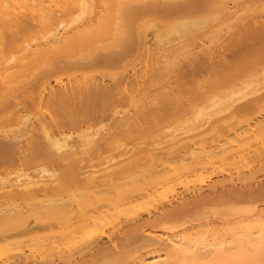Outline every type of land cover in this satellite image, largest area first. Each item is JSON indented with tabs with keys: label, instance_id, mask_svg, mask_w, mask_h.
Instances as JSON below:
<instances>
[{
	"label": "rangeland",
	"instance_id": "374dc122",
	"mask_svg": "<svg viewBox=\"0 0 264 264\" xmlns=\"http://www.w3.org/2000/svg\"><path fill=\"white\" fill-rule=\"evenodd\" d=\"M118 1L120 0H117L116 2ZM224 1L226 3H222ZM170 3L173 6V8L160 7L152 12L142 13V17H143L142 24L146 26L145 29H147V37L149 39L148 40L149 42L147 44H144V46L142 45H138L136 47L134 46L131 49L127 50V52H125V54L127 53L126 55L123 54L124 52H122V54H120L118 57L113 59L112 62L105 61L103 63L93 64L92 66L91 65L84 66L86 68H83V66L79 67L77 65H70L62 69H54L53 72H51L53 69L52 70L50 69L51 71L47 69L48 72L50 71L51 73L49 76L50 78L47 76L50 79L51 86L56 89L62 87L61 85H64L66 82H68L69 81L68 78L72 77L71 79L74 80L73 76H68L69 74L75 73L76 76H78L79 72H83V71H85L84 72L85 74L81 73L82 75H86V76L90 75V77L92 76L93 80H95L96 82L98 80L99 83L107 85L108 88L109 87L112 88L111 93L113 94L110 95V97L113 96L111 97L112 99H110L108 95L102 97V101H100L101 98L99 99L100 105L103 108H101L100 105L98 104L99 101L97 102L99 108L103 109L104 115L103 113L100 112L101 115L95 118L90 124H88V126H86V124L77 125L76 123L78 127L77 126L75 127V125L73 124V119L75 118L74 116H72V114H74V111H72V107H70V104H67L66 105L67 107L65 105H64L65 107L62 106L63 110L62 108H59L61 107V105L58 106L57 104V106L56 105L55 106L58 108V111L57 108L53 106L52 107L53 113H52L51 105H50L51 103L46 102L48 98V97L46 98L48 92L45 93L44 90L42 91L43 95L41 101L40 100L36 101L37 99L36 100L32 99L31 94L36 95L40 93L39 85L36 81L31 83L36 86L35 88L19 89V91L13 96L14 101L12 96H10L8 100L7 97H5V94H3V92L2 93L0 92V100H1L0 106H2L0 107V115H2L0 116V134H7V135L10 134L9 136H11L12 133H16L21 129L23 131L26 130V128H28V126L30 125L32 126V124H33L32 127L34 128V132L36 131L37 132L36 134H38L40 132V128L39 131H37L38 121L42 116H44V118L46 119L45 121V119L42 117L44 121L49 122V125L47 123V127L54 133L56 137H60L58 141L60 142V144L62 143L63 145L60 146L58 142L56 145L54 144L57 148L53 145V147L49 146L46 149L50 150L52 154L56 150H57L56 152L58 153L63 152L62 154H67V153L69 154V156L65 155L66 159L64 158L61 159L62 162L60 160H57L56 162V159H54L56 154L55 152L52 156H49V154L48 156H46V154L42 151L39 153V151L43 149H37L38 151L34 149L35 152L33 153V156L30 154L31 159L25 162L24 160H19L17 158L18 154H14L12 151L9 150H7L9 152L4 151L6 154H8L5 155L8 158H6L5 156L0 157V178L8 176L9 179H14L15 176L17 177V174L19 172L20 174H22L21 172L25 171L26 169L29 171L28 173L31 177L38 179L39 181H43V179L48 180L51 175L55 176L53 172L58 173L59 171L60 173L61 171L64 172L63 175H61V173L60 174L55 173L56 175H59V177L61 175L60 180L61 182L63 181L61 184L63 185L64 188L60 187L61 189L59 188L60 190H58V192L62 190L60 195H58L60 198L65 199L66 201L69 200L78 201L79 198L81 199L82 197H86L88 201L90 199V201L92 200V202L95 203L96 202L101 203L103 201L106 202L110 197L112 198L116 196V193L114 195V191H115L113 189L114 187H107L105 188L106 190L101 189L99 190V192L97 191L98 193H96L95 196H93L95 194L94 192H89L92 193V195L88 193V191L90 190L86 186L87 185L86 181L83 180L82 182L74 181L70 171H68L69 169H71L70 167H75L77 163L81 165V162L76 161L77 160L76 158L77 155L79 156L81 154V153L79 154L78 151L79 150L81 151L82 146H83L82 149L85 150L88 149L87 151L90 150L89 152L92 151V153H89V155L91 154H92L91 156L94 155L93 157H91V160L94 159L93 161L95 162L96 161L95 159H100L101 161L102 156H107V155H103L105 153L108 154L109 152H116V149L117 148L119 149V147L125 143L128 145H123L124 147L131 146L127 148L129 150L130 149L132 150V148L135 150V148L137 149L141 145L143 147V144L146 146L147 145L151 146L150 144L162 138L165 132L171 131L172 127L175 130L177 129L176 130L177 132H179L180 130H184L183 131L184 134L186 130L185 132L186 134H191L193 132L200 130L202 128V125L205 124L204 126H207L206 122L208 123L207 120L209 121L212 120L211 117L213 116L212 113L213 111L217 110L223 112L225 109L229 108L230 105L233 104L234 106V105H239L240 103L242 104L243 103L242 101L245 102L248 100V98L250 99L253 96L257 95L259 92L264 91V62L259 61L255 65H251V66H247V65L243 66L242 63H244V61H242L241 64L237 63L236 65H233L232 63L228 65L227 62H225L226 59L232 61L242 60V56L240 58L239 55L240 54L242 55V53L245 54L252 44V37L248 35L249 32L247 30V27L249 25L248 24L245 25V23H249L252 25H256V24L260 25L264 23V10L262 11L261 8L254 3L251 4L248 2H242L240 0L239 1L238 0H170ZM223 4L228 5L226 7V10L222 8ZM246 17L248 18V20L245 19ZM242 18L245 20L243 21ZM180 30L185 31V34H182V36L180 35L182 38H185V40L181 39V37L178 36L179 33H181ZM173 36L175 37L174 40L177 37H179L180 40H182V42L180 41L179 44L176 43L179 47L181 46L183 47V48L181 47V50L177 46L176 47L169 45L161 46V47L158 46L159 43L165 41L168 38L171 39ZM237 41H239L238 42L239 47L235 46L237 45ZM203 47L204 48L209 47L210 49L209 48L208 49L212 52L211 55L205 57L204 56L197 57L198 56L197 54L203 51L204 49ZM19 49L21 50V48ZM19 49L18 48L13 49L12 53L10 50L11 55L9 53H7V55L9 54L8 56L5 55L9 59V60L7 59V62L9 61L12 64L13 63L12 61L14 62L17 61L16 59H18V57L22 53V51H20ZM164 54L166 57L163 56ZM3 57H1V59L7 58V57L5 58ZM231 58H234L236 60H233ZM1 59L0 61H3ZM153 60H154L153 62L154 64L151 67L150 62ZM7 62L5 63L7 64ZM229 69L231 70V72H229ZM46 71L45 73L49 75V73ZM125 73L126 75H124ZM149 74H151V77L149 76ZM154 75H155V79H154ZM123 76H125V78ZM90 77L88 78L91 80L92 78ZM145 77L150 79L147 80V78ZM118 78H122V79H118ZM120 80L122 82H120ZM153 80H155L154 83H152ZM133 86H135V89ZM138 89L140 91H138ZM131 90H133V92ZM159 94H162L165 97L163 96L162 98H160L161 95ZM157 95L159 96V99H155L157 100L155 101L154 97L158 98ZM107 97L109 98V100ZM5 100L9 102L8 103L6 101L8 104L7 107L5 106L6 104L3 105ZM16 100L19 103H17ZM153 100L156 103L158 101H161L158 102V105L159 104L163 105L164 103L165 107L164 105L161 106L160 110H158L160 112H157L156 110L152 111L151 109L157 106L156 103H154L156 106L153 104ZM114 101L117 102L114 103ZM118 102L120 103L119 105ZM112 104L114 106L116 104V106L114 107L112 106ZM17 105L18 107H16ZM150 105H152V107H150ZM260 105L263 106L264 101L263 103L261 102ZM110 106L111 108H109ZM9 107H11V109ZM116 107L118 111L115 112ZM8 108L10 110H8ZM54 108L56 109L57 114H54L55 113ZM66 108L68 110H66ZM105 108H106L105 112L108 109L111 110L113 108L111 111L112 113L109 111L106 112L105 114L104 112ZM3 110H5V112ZM150 110H151V114L149 115ZM139 111H141L142 114ZM50 112L52 114H50ZM154 112H156L157 114ZM196 112H198L199 115L198 114L195 115ZM210 112L212 116H209ZM216 112H214L215 117L217 116ZM220 112H218V114ZM255 112L256 111L254 112L252 111L247 114L245 113V115L240 116L239 118H235L234 119L235 121L234 120L230 121L232 124L228 125V126L231 125L234 126L233 128L237 133V131H239L241 128L243 129L246 126L247 123L245 122L250 121V125L249 124L248 125L250 127H254L255 129L254 136L256 135V137L252 136L253 138L251 137L249 139L250 144L251 143L253 144L250 145L249 141L246 140H238L240 141V144H242L241 146L238 145L239 143L236 142L237 139H235L234 141L233 139H231L232 137L230 138L233 132L228 133L226 135L225 134L220 135L222 131L220 130L219 134L215 133V135H213L216 138L214 137L215 138L214 139L215 142L213 141L214 145H211L212 144L211 143L210 147L214 146V149L218 150L220 148L219 147L217 148L216 146H220L219 145L220 143L222 145V149L223 148L228 150L231 149V152H233L232 150L234 147V149H237L235 150L237 152V156L236 154H234L236 153L235 151L232 154L230 153L231 155L234 154L233 156L229 154L230 152L229 151L228 154L224 156L226 158H224L223 156H217V157L214 156L211 159L212 160L211 163L208 162L206 163L207 165L203 167H200L199 164L198 165L199 167L194 166L193 169L191 170H187L185 168L186 170L183 171L181 170L182 172H175L178 173L177 177L176 174L172 175L171 177L170 176L171 174L169 175L168 173L172 170H166L163 175L164 179H161L159 177V180L156 179L154 180V182L150 181L151 182L150 184L153 185V188L157 187L158 189L153 193L152 196L138 198L136 200H133L132 202H120L121 204L114 203V205L110 207L108 213L107 212L97 213L96 214L97 216L94 219V221L89 223V227L78 233L76 240L66 238V239L52 241V243H45V241L43 243H40L38 241L21 242L17 245L10 247V250H5L3 252L1 251L2 253L0 252V263L1 261L9 262L14 258L16 259L20 256V253H21L20 257H22L26 255L25 253H27V251H29V253H34V255L27 253L30 255V258L34 257V259L37 258L40 259V256L42 258H44L43 256L45 255H46L45 257H48L52 255L53 252L56 253V251L59 252L62 250L64 251L66 249V250H70L69 252L72 253L73 255H76L71 260L72 264H74L75 262L76 263L79 262L81 264L82 260H84L82 261V263L86 262L88 264H93V263L98 264L100 258L97 254H96L97 256L94 254V252L97 253L98 247H95L97 248L96 250L87 249L88 247L87 242L90 241L89 243H92L93 239H95L94 241L96 243L97 241L98 242L100 241L101 243H105L108 245L111 244L112 242H113L112 244L115 243V245L112 244L109 245L112 247L115 246V249L112 248V253H117L118 251H116V249L119 250L123 247L124 248L126 247V249L131 248L129 249L130 256L127 255L121 260L115 262L114 264H149L151 260L158 258V254L160 253L162 254L163 250L159 249L157 244L153 245V243L152 245L150 243H141L139 245V240L146 234L149 235L152 234L151 236L162 235L160 237H166L169 235H173L174 233L179 234L180 232H181L180 234H185L183 232L186 233L189 232L193 234L195 231H200L205 229L207 230L214 227H220V229L223 227H229L232 226L236 221L242 219L244 222L245 221L248 222L251 221L256 216H258V218H264V215H258L260 214V211L262 209H263L262 211H264V156H262L261 158L258 155H255L256 149L258 151L264 148V140H263L264 124L258 125L256 127L254 125L256 123L255 119L257 120L264 119V112L260 114H255ZM130 113H132V115L133 114L136 115L138 113L140 116H143V118L140 120L139 118L135 119V121L134 119H132L130 121L131 124L129 122L128 124L120 127L117 124L118 122L117 120L120 118V116L121 118H125V116L129 117ZM159 113L161 117L159 116V118H157ZM151 115L153 116V118L151 117ZM144 116H146V120ZM195 116H197V119L194 118ZM49 117L51 118L55 117V119H51ZM246 118H249V120ZM31 122L32 124L29 125V123ZM213 122L214 120H212V123ZM26 124H28L26 128H23ZM228 126L227 128L225 127V130L228 129ZM235 126L237 127L238 130L235 128ZM127 127L128 129H126ZM114 128H117L118 131L117 129ZM257 128L259 129L260 133L257 132L258 131ZM108 129L110 130V132H108L109 131ZM87 130L91 131V135L95 133V136L93 134L92 137H96L98 142H101V140L103 141V143L101 142L102 145L101 143L98 142L96 143V145H98L96 146L97 150H95V146H93L92 144L88 145L89 147L86 146V142H84V140L81 139L83 138L82 136L84 135L81 134L82 136L80 135L81 136L80 138L79 134L83 132H87ZM114 130H116L119 133L117 134V132L116 131L114 132ZM111 131L112 134L115 133L113 134L115 136L111 134ZM107 133H109L111 137L113 136L112 140L109 134H108L109 138L106 139ZM36 134L34 133V135ZM88 134L90 135V133ZM96 134L99 136L97 137ZM127 134L130 138L127 136ZM223 135H225L226 137ZM100 136L101 137L104 136L105 138L102 139ZM66 137H67L66 143L68 142L67 144L64 143ZM63 138L65 139L63 140ZM98 138L101 140H99ZM38 139L42 141L41 144H44L43 141L45 139L44 137H43L44 140L42 139L41 133H39ZM75 139H78L77 141L79 143L81 141H83L84 143L82 142L80 144H77L78 142ZM104 139L106 142L104 141ZM109 139L110 141H108ZM254 139L259 141H255ZM231 140H233L234 143ZM73 142L75 145L74 147L72 144ZM257 142L258 144L259 142L261 144L258 145ZM76 146L78 147V149ZM101 146L106 147V149L105 148L103 149V147ZM242 146H246V147H242ZM206 147L209 148L208 143L206 144V146L201 145L200 147L198 145L197 146L198 149L196 148L195 150V152L197 153L195 154H198L199 157L204 155V153L206 154V152L208 151L207 150L208 148L206 149ZM65 148L66 150H64ZM70 148H72L74 151L77 150V153L75 154L76 156L72 154L74 151H72ZM100 151L102 153H99ZM43 153L46 157L43 156ZM67 156L69 159L67 158ZM74 156L76 157L75 159ZM204 156L202 157L203 160H204ZM48 157L50 159H46ZM118 157L120 160L121 159L122 160L120 161L116 159H111L108 162L102 164L99 163L100 164L99 167H98L99 164L97 165L95 164V165L97 168H99V171L100 170L103 171L112 168V166L113 167L118 166L117 164L127 159L126 154L125 157L122 155L121 157L120 156ZM190 157L188 158L187 155V158L186 159L182 158L183 161L182 160L181 161L185 163L190 161L189 163H192L193 160L191 159L193 157L192 158ZM244 157H246L247 162L245 159H243ZM239 158H241V161L239 160ZM83 159L84 161H86L87 156H85ZM83 159L81 161H83ZM102 160H103L102 162H104V159ZM146 163L148 164V162L143 161L140 162L139 166L138 164L136 165L137 167H135L134 169L135 174L132 172L134 176L131 175L132 178H135L137 180V178H139L140 176L141 178L143 176H146L147 174L146 172L149 171L148 165H146ZM73 164H75V166H71ZM197 164L198 163H196L195 165ZM94 167L92 168V172H94L93 171ZM78 168H80V170L79 169L78 170L81 172L84 169L82 173L79 172L80 173L79 176L86 177L87 175L88 176L90 175L87 173V171H90L91 169L89 170L87 168L86 171V168H81L80 166H78ZM97 168H95V170ZM68 172L71 177L68 175ZM136 173L138 175H136ZM166 174H168V176ZM131 176L129 177L131 178ZM59 177H57V179ZM168 177L172 179L171 180L169 179L168 181L167 180ZM125 179L126 178L122 179L123 184H120L118 180V184H120L121 186L116 183L117 186L115 187V189H118L117 187L120 186L119 188L121 190V187L122 185H124V183L125 185L128 186L127 184L128 177L126 182ZM164 180L166 181L163 185V183L160 181H164ZM128 183H130V180ZM0 184H1L0 186L3 187L0 188V196H1L0 204L1 206L3 205L5 207L6 204L4 205V201L7 202L8 200L11 201L13 199L7 198V196L9 197L8 193H5L7 190L4 191L7 188V186L5 187L1 179H0ZM156 184L161 187H158ZM129 185H131V183ZM154 185L156 187H154ZM56 195L57 194H55V196ZM119 195L117 194V196ZM59 197H55V200L62 201V199H60ZM111 198L109 200H111ZM191 198L192 199L198 198V202L193 204L194 205L193 208L185 209L177 216L163 217L160 220L156 219L161 214L165 213L168 210L174 209L176 206H179V204H181L183 201L185 200L187 201ZM9 201L7 202L8 207L11 206L9 204H13V203L15 204L17 202V201H11L10 203ZM91 205L90 206L88 205V207H86L85 210H82L79 216H86L89 212H91L90 211ZM230 207L231 209L235 207L236 208L240 207L239 209L242 208L243 211L241 209L240 212L235 214L213 213L215 210H220L222 208H230ZM135 222L138 225L141 224L142 226L141 227L138 226L139 228L137 230V234H134V236L131 235L132 237L130 239V236L128 238V234L126 233L125 235L124 233L128 229L127 227L130 228L131 226L136 225ZM138 231H140V233ZM115 233L117 234L116 236ZM173 236H175V234ZM75 241L77 242L81 241V242L80 244L77 245V242L75 243ZM82 242L83 244L86 243V246L83 245ZM92 244H90V246ZM76 245L78 246V248L80 247V245H81L80 248H83L82 246H84L87 252H85L86 250H84L83 253L81 254V251H79V249L77 250V247H75ZM116 246L118 247L116 248ZM136 246L138 247L136 248ZM74 247L76 249H74ZM132 248L133 249L136 248V249L133 250ZM43 253L44 255H42ZM216 253L217 252L215 251L211 253L206 252L204 253L205 255L202 259L193 258L192 261L194 262V264H205L209 260L217 259L215 257ZM163 256L164 254H162L161 257ZM90 260L91 261L94 260V261L91 262ZM178 262L179 264H182V260H179ZM249 264L252 263L249 262Z\"/></svg>",
	"mask_w": 264,
	"mask_h": 264
},
{
	"label": "bare ground",
	"instance_id": "6f19581e",
	"mask_svg": "<svg viewBox=\"0 0 264 264\" xmlns=\"http://www.w3.org/2000/svg\"><path fill=\"white\" fill-rule=\"evenodd\" d=\"M116 1L117 0H0V59L3 56H4L3 58H5L9 54L11 55V53L13 52L12 51L13 49L21 48V50L20 49L19 50L22 51L21 55L18 57V59H16L17 61H15V62L12 61L13 62L12 64L9 61H8L9 63L7 62L8 57L6 59H1L3 61H0V92L1 93L3 92V94H5V97H7L8 100H9L10 96H12L13 101H14L13 96H14V94H16L19 91V89L35 88L36 86L31 84V83L36 81L39 85V92L40 93L36 94V95L31 94L32 99H35V100L37 99L36 101H39V100L41 101L42 95H43L42 91L44 90L45 93L48 92L46 98L47 97L49 98V100L47 98V100L49 102L47 100H46V102L51 103L50 104L51 105V111H52V107L53 106L56 107L57 104H58V106L61 105V107H59V108H62V106L65 107L67 104H70V107H72V111H74V114H72V116H74V118H75V119H73V124L75 125V127L78 124H81V125L86 124V126H88V124H90L95 118H97L98 116L101 115V113H103V109H101L103 107H101V105H100V101H102V97L108 95L109 98L112 99L111 97H113V96L110 97V95L113 94V93H111L112 88L111 87L108 88L107 85L99 83L97 79H96L97 80V82H96L95 80H93L92 76L90 77V75H88V76L82 75L81 73L85 74L84 73L85 71H83V72H79L80 75L78 74V76H76L75 73L69 74L68 76H73L74 80L71 79L72 77L68 78L69 81L71 79L70 82L68 81L64 85H61L62 87L56 89V88H53L51 86L50 79H49L50 78L49 76L51 74L50 71L53 69L51 71V72H53L54 69H62L64 67L70 66V65H77L79 67L83 66V68H86L84 66H90V65L92 66L93 64H99V63H103L105 61L106 62H110V61L112 62L113 59H115L120 54H122V52H124L123 54H125V52H127V50L131 49L134 46L135 47L138 45L144 46V44H147L149 42L148 41L149 39L147 37V29H145L146 26L142 24V21H143L142 13L152 12V11H154L160 7H162V8H164V7L173 8V6L170 3V0H120L118 2H116ZM240 1L248 2L251 4L254 3L258 7H260L262 11L264 10V1L263 0H240ZM222 3H226V2L224 1ZM227 6L228 5L223 4L222 8L224 10H226ZM245 19L248 20L247 17ZM245 19H243V21ZM243 23H245V22H243ZM247 24L249 25L247 27V30L249 32L248 35H250V37H252L251 47H249L248 51L245 54L242 53V55L241 54L239 55L240 58L242 56L241 61H238V60L232 61V60L226 59L225 62H227L228 65L230 63H232L233 65H236L237 63L241 64V62L244 61V63H242L243 66L244 65L251 66V65H255L259 61L264 62V23H262L260 25H257L256 23H255L256 25L245 23V25H247ZM180 32L181 33H179L178 36H180V35L182 36V34H185V31H183V30H180ZM194 35H197V34H194ZM172 38L166 39L165 41L159 43L158 46L161 47V46H168L169 45V46L179 47L177 44H179L180 41L182 42V40H180L179 37H177L179 39L176 38L175 40H174V38H175L174 36ZM181 39L185 40V38H182V37H181ZM240 41H241V39H240ZM238 42L239 41H237V45H235V46L239 47ZM241 43H243V42H241ZM174 44H176V45H174ZM181 47H179L180 50H181ZM208 48L209 47H205L203 49V51H201L198 54L196 53L198 55L197 57H202V56L205 57L208 55L210 56L212 52L209 50L210 48L209 49ZM10 50H11V53H10ZM200 50H201V48H200ZM7 53H9V54L7 55ZM5 55H7V56H5ZM163 56H165V54ZM225 58H226V56H225ZM231 59L236 60L234 58H231ZM5 62H7V64ZM151 62H152V64H151ZM151 62H150V66L152 67L154 64L153 63L154 60ZM47 69H49V70L51 69V70L48 72ZM45 71L48 72L49 75H47V73H45ZM229 72H231L230 69H229ZM150 73H152V72H150ZM86 74H87V72H86ZM124 75H126V73ZM149 76L151 77V74H149ZM88 77H90L92 79L90 80ZM123 77L125 78V76H123ZM145 78H147V77H145ZM118 79H122V78H118ZM149 79L147 78V80H149ZM154 79H155V75H154ZM151 81H152V78H151ZM154 81L155 80H153L152 83H154ZM120 82H122V81L120 80ZM133 87L135 89V86H133ZM133 90H131V91L133 92ZM136 91H137V89H136ZM138 91H140V90L138 89ZM141 91H142V89H141ZM161 91H163V90H161ZM30 92H32V91H30ZM159 95H161L160 98H162L164 96L162 94H159ZM173 95H175V94H173ZM173 95H172V97H173ZM129 96H131V95H129ZM157 97L158 98L154 97V100L159 99L158 95H157ZM109 98H108V100H109ZM130 98H132V97H130ZM99 99H100V101H99ZM35 100H33V101H35ZM154 100H153V104L156 103L155 101H157V100H155V101ZM6 101L7 100H5L3 105L6 104L5 106L7 107L8 101L7 102ZM98 101H99L98 104L100 105L101 108H99V106L97 105ZM103 101H105V100H103ZM112 101H110V102H112ZM263 101H264V91H261L257 95L253 96L252 98H250V99L248 98L247 101H245V102L242 101L243 102L242 104L240 103L239 105L233 106V104L230 103L232 105H230L229 108L225 109L224 110L225 112L224 111L223 112L217 111L215 108V110L217 112L213 111L212 112L213 116H212L211 112L209 113L210 114L209 116H212L211 118H212V120H214V122L212 123V120H210V121L207 120L209 125L207 122H206L207 126H204L205 124L204 125L201 124L202 128L200 130L197 129L198 131L193 132L194 134L193 133L186 134L185 133L186 130L183 134L184 130H180V131L178 130L179 132H177L176 131L177 129L175 130L172 127L171 131L168 130L169 132H165L163 137L160 138L159 140H157L156 142L151 143L150 144L151 146H149V145L146 146L143 144V147H142V145L141 146L139 145L140 147H138L137 149L135 148V150L133 148H132V150L127 149L128 147H131V146L124 147L123 145H128V144H126V143L123 144L121 142L123 145L120 146L119 149L117 148L118 150L116 149V152H109L108 154H106V153L103 154V155H107V156H102L101 161H100V159H95L96 160L95 162L93 161L94 159L91 160V157H93L94 155L91 156L92 154L89 155V153H92V151L89 152L90 150L87 151L88 149L87 150L82 149L83 146L81 147V151L80 150L78 151L79 154L80 153L81 154L79 156L77 155V158H76L75 154L77 153V150L74 151L72 148H70L72 151H74L73 153L70 152L73 155H75L74 159L76 158L77 159L76 161L81 162V165L78 163H77L78 165L76 164V166H75V164L71 165V166H75V167H70L71 169L68 170V171H70L74 181H81V182H82V180L86 181V183H87L86 186L90 190V191H88V193L94 192L95 194L93 193L94 194L93 196H95L96 193H98L99 190H101V189L106 190L105 188H107V187H114L113 188L115 190L114 195L116 193V196L112 197L113 199L110 197L112 201L109 200L110 199L109 198L108 201H106V202L103 201L101 203L100 202L95 203V202H92V200L90 201V199L88 201V199L86 197H82L83 199L79 198L78 201L77 200L66 201L65 199L60 198L58 195H60L62 190L60 192H58V190L61 189L60 187H63V185L61 184L63 181L61 182L60 177L64 173L61 171H60V173H61L60 177H59V175L55 174L57 172H53L55 176L51 175L48 180L43 179V181H39L38 179L31 177L28 173L29 171L26 169H25V171L21 172L22 174H20V172H19L18 173L19 175L17 174V177L15 176L14 179H9L8 176L0 178L1 181L3 182V184L5 185V187L7 186V188L4 190V191L7 190L5 193H8V195H9V197L7 196V198H9V199L12 198L13 200H11V201H17L15 204L12 202L14 205L9 204V205H11L10 207H8V205H7V202L9 200L7 202L4 201V205L6 204L5 207L3 205L1 206V204H0V252L1 251L3 252L5 250H10V247L17 245L21 242H25V241H29V242L38 241L40 243H43L45 241V243H52V241L66 239V238L76 240L78 233L89 227V223L94 221V219L97 216L96 215L97 213H103V212L108 213L110 207L112 205H114V203L116 204V203H120V202H132L133 200H136L138 198H144V197L152 196L153 193L158 189L155 185H154V187H156V188H153V185L150 183L152 181L154 182V180H156V179L159 180V177L161 179H164L163 175H164V172L166 170H172L173 172L170 171L168 174L169 175L171 174L170 175L171 177H172V175L176 174V177H177L178 173H175V172H182L183 170H186V169L191 170V169H193L194 166H198L199 164H200V167H203V166L207 165L206 163H208V162L211 163V161H212L211 159L214 156L215 157H217V156H223L224 157L225 155L228 154L229 151H230L229 154L230 153L232 154L235 150H237V149H234V147L232 150L233 152H231V149H229V150L225 149V148L222 149V145L220 143H219L220 146H216L217 148L218 147L220 148L218 150L214 149V146L210 147L211 143H212L211 145H214L213 141L216 138L213 135H215V133L219 134V131L222 130L223 132L221 131L220 135L221 134L226 135L228 133L233 132L232 135L230 136V138L232 137L231 139H233L234 141H235V139H237L236 142H238L239 143L238 145H240V146L242 144H240V141H238V140L249 141V139L252 136H254V133H255L254 127L249 126L250 125V121H248L249 118H246V119H248L246 121H248L249 123L244 121L245 123H247L246 126L243 129L241 128L242 130L240 129L239 131H237V133L233 128L234 126H232V125L228 126V125L232 124L230 121H233L235 118H239L240 116L245 115V113L247 114L249 112L256 111L255 114H260V113L264 112V105L263 106L260 105V103L261 102L263 103ZM16 102H17V100H16ZM116 102L117 101H114V103H116ZM120 102H122V101H120ZM158 102H161V101H158ZM158 102L156 103L157 106L154 104L156 107L153 106L155 108L151 109L152 111L156 110L157 112H160L158 110H160L161 106H163L164 103H163V105L162 104L158 105ZM164 102H166V101H164ZM13 103H15V102H13ZM17 103H19V102H17ZM101 104H102V102H101ZM119 104L120 103L118 102V105ZM10 105H12V104H10ZM152 105H150V107H152ZM112 106H114V105L112 104ZM115 106H116V104H115ZM207 106H208V104H207ZM231 106H233V107H231ZM0 107H2V106H0ZM16 107H18V105ZM117 107H119V106H117ZM117 107L115 108V112L118 111ZM164 107H165V105H164ZM9 108L11 109V107H9ZM9 108H8V110H10ZM109 108H111V106ZM146 108H148V107H146ZM146 108H144V109H146ZM222 108H224V107H222ZM112 109L111 110L108 109L106 112H109V111L111 112ZM8 110H6V111H8ZM62 110H63V108H62ZM66 110H68V109L66 108ZM105 110H106V108L104 109V112H105ZM147 110H149V109H147ZM151 110L149 111L150 112L149 115L151 114ZM212 110H213V108H212ZM3 111L5 112V110H3ZM12 111H13V109H12ZM57 111H58V108H57ZM57 111L55 109L54 114H57ZM141 111H139V112H141ZM143 111H145V110H143ZM106 112H105V114H106ZM113 112H114V110H113ZM147 112H146V114H147ZM214 112H216V115H217L216 117H215ZM218 112H220L221 114L220 113L218 114ZM52 113H53V111H52ZM52 113L50 112V114H52ZM138 113L136 115L135 114L132 115V113H130L129 114L130 116L129 117L125 116V118H121V116H120V118L117 120L119 123L117 122V124L121 127L123 125L128 124L132 119H134V121H135V119H138V118H139V120L142 119L143 116H140ZM154 113H156V112H154ZM14 114H15V112H14ZM141 114H142V112H141ZM197 114H198V112H196L195 115H197ZM103 115H104V113H103ZM143 115H144V113H143ZM152 115H151V117L153 118ZM0 116H2V115H0ZM146 116H144L145 120H146ZM155 116H157V115H155ZM159 116L161 117L160 113L158 114L157 118H159ZM163 116H164V114H163ZM42 117L44 118V116H42ZM42 117L38 121V130L37 131H39V128H40L39 133H41L42 139H43V137L45 139V140L43 139L44 144H41L42 141H40L38 139L39 133L36 134L37 132L36 131L34 132V128L32 127L33 124L31 122V123H29V125L32 124V126L30 125V126H28V128H26V126L28 125V124H26L23 127V128H26V130H24V131L21 129L20 131H18L16 133H12L11 136H9L10 134L9 135L0 134V157H4L5 155H8L4 151L9 150V151H12L14 154H18L17 158L19 160H24L26 162L27 160L31 159L30 154L33 156V153L35 152L34 149H36V150L37 149H43V150H40L39 153L42 151L46 154V156H48V154H49V156H52L55 152L57 154V157L55 154V158L54 157H52V158L56 159V162H57V160H60L62 162L61 159H63V158L66 159L65 155L69 156L68 153L62 154L63 152L58 153V152H56L57 151L56 150L52 154V152H50V150L46 149L49 146L53 147L54 144L56 145L59 142L58 140L60 139V137H56L54 135V133L47 127V123L49 125V122H45L46 119L44 118L45 119V121H44V119ZM49 118H51V117H49ZM194 118L197 119V116H195ZM213 118H215V119H213ZM51 119H55V117L51 118ZM70 121H71V118H70ZM70 121H69V123H70ZM255 122H254L255 124L253 123L255 125V127L258 125H261V124L263 125L264 119H262V120L261 119H258V120L255 119ZM76 123H77V125H76ZM130 124H131V122H130ZM69 125H71V124H69ZM251 125H252V123H251ZM227 126H228V129L225 130V127L227 128ZM72 127H73V125H72ZM115 127H117V126H115ZM120 127H118V128H120ZM134 127H136V126H134ZM20 128H21V126H20ZM229 128H231V129H229ZM235 128L237 129L236 126H235ZM114 129H117V128H114ZM126 129H128V127ZM111 130H113V129H111ZM257 130L256 131L260 133L258 128H257ZM260 130H261V128H260ZM115 131L116 130H114V132ZM117 131H118V129H117ZM124 131H127V130H124ZM108 132H110V130ZM34 133L36 135H34ZM88 133H90V135H91V131L87 130V132L80 133L79 136L81 134L84 135V136L81 135L83 138H81V136H80V138L83 139L84 142H86V146L92 144L93 146H95V150H97L96 149L97 148L96 146H98V145H96V143L98 142L97 138L92 137L93 134L95 136V133H93L91 136ZM118 133L119 132H117V134ZM108 134L109 133H107V136H108ZM111 134H112V131H111ZM113 134H115V133H113ZM225 135H223V136H225ZM34 136H37V137H34ZM98 136L99 135H97V137ZM104 136H106V135H104ZM104 136L101 138L102 139L105 138ZM107 136H106V139L109 138V136L108 137ZM113 136H115V135H113ZM127 136H128V134H127ZM63 137H64V135H63ZM112 137L110 135L111 140L113 139ZM123 137H124V135H123ZM254 137H256V135ZM39 138H40V136H39ZM77 138H79V137H77ZM64 139L65 138H63V140ZM227 139H228V137H227ZM75 140L77 141L78 139H75ZM99 140H101V139H99ZM233 140H231V141L234 143ZM254 140L259 141L256 139H254ZM64 141H65L64 142L65 144L68 143V142L66 143L67 137ZM104 141H105V139H104ZM108 141H110V139ZM74 142L72 143L73 147L75 146ZM82 142L83 141H81L80 143H82ZM101 142L103 143L102 140H101ZM101 142H98V143H101ZM260 142H261V140H260ZM260 142H259V144L257 142V144L260 145L261 144ZM80 143L78 142L77 144H80ZM102 143H101V145H102ZM207 143L209 145V148L206 147V149L208 148L207 149L208 151L206 152V154L203 152L204 155H206V156L202 155L199 157L198 154H195V153H197V152H195V150H196L198 145L200 147H201V145L206 146ZM59 144H60V142H59ZM249 144H250V141H249ZM251 144H253V143H251ZM61 145H62V143L60 144V146ZM82 145H85V144H82ZM217 145H218V143H217ZM68 146H70V145H68ZM106 146H107V144H106ZM64 147H66V146H64ZM99 147H100V145H99ZM101 147H103V146H101ZM242 147H246V146H242ZM59 148H61V147H59ZM104 148L106 149V147H103V149ZM44 149H46V150H44ZM77 149H78V147H77ZM238 149H240V148H238ZM64 150H66V148ZM68 150H69V147H68ZM193 150H194V152H193ZM9 151H7V152H9ZM51 151H52V149H51ZM103 151H105V150H103ZM255 151L257 153V154L255 153V155H258L261 158H262V156H264V148H262V150H258V151L256 149ZM13 153H11V154H13ZM44 153H43V156H45ZM99 153H102V152L100 151ZM99 153H97V154H99ZM125 154H126L127 159L123 158L126 160L117 164L118 166H114V167L112 166V168H110V169L105 168L106 170L102 169L103 171H101V170L99 171V168L96 167L97 164H99V163L102 164V163L108 162L111 159L120 160L118 156L121 157V155H122L125 157ZM234 154H236V156H237V152ZM187 155H188V158L190 156H191L190 158H192V157L194 158V159L193 158L191 159V160H193L192 163H189L190 161L186 162V163L182 162L183 161L182 158L186 159ZM233 155H231V156H233ZM68 156H67V158H68ZM85 156H87L86 161H84V159H83ZM203 156H204V160L202 158ZM5 157L8 158L7 156H5ZM246 157H244L243 159L246 160ZM200 158H202V159H200ZM224 158H226V157H224ZM46 159H50V158L48 157ZM82 159L84 162L81 161ZM102 159H104V162H102L103 161ZM239 160L241 161V158H239ZM256 160H257V158H256ZM143 161L148 162V164L146 163V165H148L149 171L146 172L147 174L145 173L146 176H143L142 178L140 176L136 180L135 178H132L131 175H133V173L135 172L134 169H135V167H137L136 165L138 164V166H139L140 162H143ZM246 162H247V160H246ZM196 163H198V164L195 165ZM100 164L98 165V167L100 166ZM78 166H80L81 168H86V171H87V168L89 170L91 169L90 171H87V173L90 175L89 176L87 175L86 177L79 176L80 175L79 172H81V171H79L80 168H78ZM149 166H150V168H149ZM93 167H94V170H93L94 172H92ZM95 168H97V169L95 170ZM83 170H82V172H83ZM58 173H59V171H58ZM168 174H166V175L168 176ZM68 175L70 176L69 172H68ZM136 175H138V174L136 173ZM129 176H131V178ZM57 177H59V178L57 179ZM127 177H128V182L130 180L131 185H129L130 183H128V182H127L128 186L125 185V183H124L125 186L122 185L123 188L121 187V190H120V188H119L121 186L120 184H123L122 179L126 178L125 179V182H126ZM169 179L171 180L172 178L168 177L167 180L169 181ZM118 180H119L120 184H118ZM165 181L166 180L160 181V182H162L164 185ZM156 182H158V181H156ZM116 183L118 185H120L119 187H117L118 189H115V187L117 186ZM64 185H65V183H64ZM158 187H161V186H158ZM0 188H3V187L0 186ZM63 191H64V189H63ZM259 192H260V190H259ZM119 193H120V195H119ZM55 194H57V195L55 196ZM89 194L92 195V193H89ZM117 194L119 196H117ZM55 197H59L60 199H62V201L61 200H55ZM114 198L116 200L117 199L118 200L116 201ZM191 199H189L187 201L182 200L183 202L181 204H179V206H176L174 209L166 211L165 213L161 214L156 219L160 220L163 217L177 216L179 213H181L185 209L193 208L194 207L193 204L198 202V198L192 199V200ZM63 200H65V201H63ZM11 201H9V202L11 203ZM91 203H92V205H91ZM122 204H124V203H122ZM88 205L89 206L91 205V207H90L91 212H89L86 216H79L81 214L82 210H85L86 207H88ZM231 207L230 208H222L220 210H215L213 213L214 214H233V213L235 214V213L240 212L242 209V208L239 209L240 207L239 208L235 207V208L231 209ZM262 210L260 211V214H258V215H264V211H262ZM242 211H243V209H242ZM152 222H155V221H152ZM135 224L136 225L133 224L134 226H131L130 228L127 227L128 229L124 233L125 235L127 233L128 238L130 236V239L132 237L131 235L134 236V234H137V230L139 228L138 226H140V227L142 226L141 224L138 225L136 222H135ZM138 232L140 233V231H138ZM180 233L179 234L174 233L175 236H173L174 235L173 234V235H169L166 237H160L162 235L151 236L152 234L151 235L146 234L143 237L141 236L142 238L139 240V245L141 243H150L152 245V243H153V245L157 244L159 249L163 250L162 254H164V256L161 257L162 254L157 253L158 258L151 260L149 262V264H170V263L179 264V262H178L179 260H182V264H194V262L192 261L193 258L202 259L205 255L204 253H206V252L211 253L213 251L217 252L216 256H215L217 259L209 260L205 264H247V263L249 264V262H251L252 264H264V218H258V216H256L251 221H248V222L245 221L244 222L243 219L238 220L232 226L223 227L221 229H220V227H214V228L207 229V230L205 229V230L195 231L193 234L189 233V232L188 233L183 232L185 234H180ZM116 235L117 234L115 233V236ZM137 236H139V235H137ZM94 240L95 239H93V242H92L93 244L89 243L90 241L87 242L88 243L87 246L89 247V248L87 247V249H90V250L95 249L96 250L97 248H95V247H98L97 253L94 252V254L95 255L97 254L100 258V261H98L99 262L98 264H114L115 262L121 260L125 256H127V255L130 256L129 249H131V248L126 249V247L125 248L123 247L119 250L116 249V251H118L117 253H112V248L115 249V246L112 247L109 245H111L113 242L108 245L105 243H101L100 241L99 242L97 241V243H96ZM128 241H129V239H128ZM76 242L77 241H75V243ZM80 242H77V245L80 244ZM82 244H83V242H82ZM90 244H92V245L90 246ZM77 245L75 247H77V250L79 249V251H81V254H82L83 251L86 249L84 248V246H82L83 248H80L81 245L78 248ZM83 245L86 246V243ZM112 245H115V243ZM142 245H144V244H142ZM147 245H149V244H147ZM138 246H136V248ZM75 247H74V249H76ZM117 247L118 246H116V248ZM136 248H134V249H136ZM68 249H70V248H68ZM65 250L64 251L62 250L59 252L56 251V253L53 252L54 254L51 252L52 255H50V256L47 255L48 257H45L46 256L45 255V256H43L44 258H42L40 256V259H38V258L34 259V257L30 258L29 254L34 255V253H29V251H27V253H29V254L25 253L26 255L20 257L21 256V253H20V256L18 258H16V259L14 258V259L10 260L9 262H6V261L2 262L1 261L0 264H69V262H70V264H72L71 260L76 255H73L72 253H70L69 252L70 250H66V251ZM95 250H93V251H95ZM51 251H53V250H51ZM85 252H87V250ZM85 252H84V254H85ZM23 254H24V252H23ZM42 255H44V253ZM92 256H94V255H92ZM82 261H84V260H82ZM82 261H81V264L86 263V262L82 263ZM93 261H91V262H93ZM74 264H80V263L75 262ZM86 264H88V263H86Z\"/></svg>",
	"mask_w": 264,
	"mask_h": 264
}]
</instances>
